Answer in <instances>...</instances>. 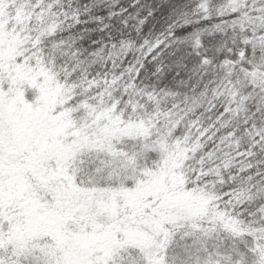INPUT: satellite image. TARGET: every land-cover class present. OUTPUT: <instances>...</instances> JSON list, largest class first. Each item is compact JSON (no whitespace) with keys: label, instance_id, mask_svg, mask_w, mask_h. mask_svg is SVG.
<instances>
[{"label":"snow or ice","instance_id":"obj_1","mask_svg":"<svg viewBox=\"0 0 264 264\" xmlns=\"http://www.w3.org/2000/svg\"><path fill=\"white\" fill-rule=\"evenodd\" d=\"M0 264H264V0H0Z\"/></svg>","mask_w":264,"mask_h":264}]
</instances>
